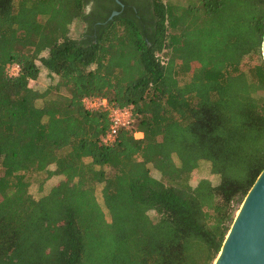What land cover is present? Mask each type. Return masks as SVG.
<instances>
[{"label": "trees", "instance_id": "1", "mask_svg": "<svg viewBox=\"0 0 264 264\" xmlns=\"http://www.w3.org/2000/svg\"><path fill=\"white\" fill-rule=\"evenodd\" d=\"M118 2L0 0V264H212L264 167V0Z\"/></svg>", "mask_w": 264, "mask_h": 264}, {"label": "water", "instance_id": "2", "mask_svg": "<svg viewBox=\"0 0 264 264\" xmlns=\"http://www.w3.org/2000/svg\"><path fill=\"white\" fill-rule=\"evenodd\" d=\"M260 55L264 61V29ZM212 264H264V167L236 210Z\"/></svg>", "mask_w": 264, "mask_h": 264}, {"label": "rangeland", "instance_id": "3", "mask_svg": "<svg viewBox=\"0 0 264 264\" xmlns=\"http://www.w3.org/2000/svg\"><path fill=\"white\" fill-rule=\"evenodd\" d=\"M81 32H82V25L77 23H72L69 26V36L71 38H78ZM37 81L38 84L36 86V89L42 90L50 83V78L44 72H41ZM36 104L39 105L40 102H37ZM150 173L151 175L154 176V173L152 171H150ZM44 177L45 175L42 173L30 176V185L28 187V194L33 199H38L43 195H45L49 191V189L57 182V178H51L47 181H44ZM201 179H207L211 183H214L215 181L214 178H212L207 174L206 169L204 167H199L197 170L191 173L189 178V185L191 187H195L199 182V180ZM96 197L98 198V196ZM152 215L153 214H150V216Z\"/></svg>", "mask_w": 264, "mask_h": 264}, {"label": "built area", "instance_id": "4", "mask_svg": "<svg viewBox=\"0 0 264 264\" xmlns=\"http://www.w3.org/2000/svg\"><path fill=\"white\" fill-rule=\"evenodd\" d=\"M17 66H12L8 75H15L17 73ZM83 106L88 110L102 109L107 113L108 128L104 136L101 138L103 145H109L114 142L115 136L119 129H127L131 124V112L127 108L109 107L105 100L99 98H84L82 100ZM138 132L133 133L135 139H140L142 136Z\"/></svg>", "mask_w": 264, "mask_h": 264}, {"label": "flooded vegetation", "instance_id": "5", "mask_svg": "<svg viewBox=\"0 0 264 264\" xmlns=\"http://www.w3.org/2000/svg\"><path fill=\"white\" fill-rule=\"evenodd\" d=\"M90 6H91V3H89L86 8H85V12H88L90 10Z\"/></svg>", "mask_w": 264, "mask_h": 264}, {"label": "crops", "instance_id": "6", "mask_svg": "<svg viewBox=\"0 0 264 264\" xmlns=\"http://www.w3.org/2000/svg\"><path fill=\"white\" fill-rule=\"evenodd\" d=\"M139 134H141V133H139ZM139 134H138V135H139ZM141 136H142V135H141Z\"/></svg>", "mask_w": 264, "mask_h": 264}]
</instances>
